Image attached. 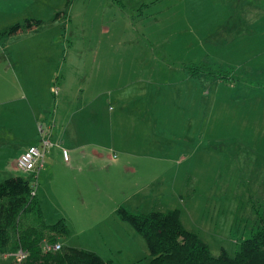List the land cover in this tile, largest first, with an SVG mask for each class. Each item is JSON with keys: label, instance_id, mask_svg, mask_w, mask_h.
<instances>
[{"label": "rangeland", "instance_id": "rangeland-1", "mask_svg": "<svg viewBox=\"0 0 264 264\" xmlns=\"http://www.w3.org/2000/svg\"><path fill=\"white\" fill-rule=\"evenodd\" d=\"M0 7L5 13L0 14V31L27 19L43 22L36 30L0 39V182L14 175L36 185L32 174L18 167L17 172L7 170L8 155L19 156L24 148L40 145L44 135L52 137L35 209L42 223L66 220L70 234L58 240L64 252L80 248L107 264H150L149 245L120 219L119 207L146 215L169 203L215 257L223 252L235 256L244 240L264 228V0H0ZM192 65L229 70L240 81L226 85L206 76L190 79L186 66ZM137 80L149 85V96L161 90L158 106L170 110L182 105L174 100V90L200 86L195 143H188L189 125L182 114L169 124L164 119L159 125L149 123L147 142L144 127H139L140 139L132 140V131L122 136L121 126L106 124L118 111L116 96L145 93ZM126 84L130 86L115 88ZM55 85L59 96L52 92ZM130 102L129 117L140 119ZM86 103L93 105L82 117L96 112L104 117L98 127L87 126L82 143L108 149L125 163L124 153L137 149L147 157L149 151V174H124L108 162L96 170L70 172L57 148L50 161L53 142L62 145L64 134L66 140L79 129V115L75 128L69 123L76 122L71 117ZM32 109L43 133L20 125L31 118ZM190 155L184 164L173 163ZM141 162L145 166L135 163L139 172L147 169ZM67 173L77 188L64 194L78 193L84 181L86 204L80 196L67 200L58 195ZM90 173L103 182L100 190ZM147 184L146 192H135ZM3 254L0 264H9Z\"/></svg>", "mask_w": 264, "mask_h": 264}, {"label": "trees", "instance_id": "trees-1", "mask_svg": "<svg viewBox=\"0 0 264 264\" xmlns=\"http://www.w3.org/2000/svg\"><path fill=\"white\" fill-rule=\"evenodd\" d=\"M41 25L42 21L27 19L24 23H16L9 29L0 31V39L36 30ZM186 69L193 79L206 76L226 85H234L240 81L232 71H213L208 65L186 66ZM52 92L59 96V87L55 85ZM57 124L56 121L51 123L54 127ZM43 131L45 129L41 125L39 132ZM47 136L52 139L48 134ZM38 174L39 172L34 175L36 185L22 176L14 175L0 182V254L4 253V259L9 264H107L98 254L80 248H70L66 252L44 251L46 243H57L62 236L70 234L71 228L65 219L55 224L41 222V217H38L41 212L35 209ZM117 215L144 237L151 251L150 264H264V228L244 240L235 256L231 257L223 252L215 257L198 232L185 226L179 209L135 215L126 208H119ZM31 218H35V221ZM13 233L17 235L16 244L13 242ZM21 249L27 252L24 262L17 259Z\"/></svg>", "mask_w": 264, "mask_h": 264}, {"label": "crops", "instance_id": "crops-1", "mask_svg": "<svg viewBox=\"0 0 264 264\" xmlns=\"http://www.w3.org/2000/svg\"><path fill=\"white\" fill-rule=\"evenodd\" d=\"M5 1H9V0H5ZM0 14H5L1 7H0ZM6 29V28H5ZM4 30V29H3ZM191 79V78H190ZM193 79V78H192ZM141 80H137L136 84L142 86L145 89V93L142 94H136V95H128L127 94H121L119 96H116V98L114 99V102H116L117 106H118V111L117 113L114 115V117H112V119H107L106 124L108 125H112V127L116 126H121L122 127V131H121V135L122 136H127L128 134V130L132 131V140H139L140 136H141V131H139V127H144V130L147 132L145 134L144 140L149 141V123L151 125H159L164 123L163 119L165 120V122L167 124H169V121L171 119L174 118L178 119V117L180 116V114H182L183 118L186 119V121L188 122L189 125V135L190 137L188 138V143L191 145L192 143H195V137H194V131H193V126L199 125V133H200V116H197V120H196V114H195V106H196V97H195V93H197L199 95V97L201 96V88L200 86H194V85H190L187 87H179L176 90H174L176 92V95L174 96V100L177 102H180L182 105L178 106L176 104V106L174 108H172L170 110V106L166 105V107H159L158 106V101H159V96H156V94H160L161 90H157L155 92H153L150 96H149V85H142L139 83ZM117 85V81L115 82ZM64 84H62V87ZM130 85L126 84L123 86H119V87H115L117 88V90H120L121 88H128ZM125 91V90H123ZM123 91H121L120 93H123ZM111 92V91H110ZM109 92V93H110ZM24 96V100H26L27 96L26 94L23 95ZM65 93L63 92V98L65 97ZM141 100H144L145 103L144 104H139L138 102H140ZM131 101V102H130ZM133 103L132 106L135 107V111L139 113L140 119L138 120H134L133 118H130L128 115V111H129V106H131V104L128 103ZM89 104L92 106V103H86V106H83L79 112L73 114V116L71 117L72 120H76V122L73 124L72 122L69 123V125L73 126L74 128L77 126L79 119L77 117V115L80 116V118L82 119V123L79 126V129L76 130L75 132L72 131L71 134L68 135V138L65 140L66 134H64L63 136V146H66L68 143V139L69 143L68 144V150H64L62 145L57 142H53L55 144V146L50 150L49 153V157H50V161L52 162V159L54 158V149L57 148V153H61L62 155V163L64 164V166L70 171V172H74L76 169H95L98 165H102L105 162H108L110 167H117L118 169H121L122 173L127 174L129 172H131L134 175H139L142 174V176L144 174H149V151H147L146 155L147 157H143V155H138V150H134L131 153H124L126 154V156L128 157V163L122 162L117 155L113 154V158L111 156V152L110 150H106L105 148H101L98 147L96 144L94 145H90V144H85L82 143V140H84L85 136L87 135V126H95L98 127V121L100 120V118H103L104 116L100 115L98 112H96V116H93L91 118H87V117H82L81 114L89 107ZM33 115L31 116V118L29 117L28 119H24L23 121L20 122V125H24L25 128L28 127L29 129H36L38 131L41 129V125L40 121H39V114H36L34 112V109H32ZM166 114V115H164ZM177 121V120H175ZM56 122H58V119H56ZM173 122V121H172ZM127 125H130L129 127H127ZM84 126V127H83ZM83 127V129L81 130V128ZM36 140V138L34 139V141ZM65 140V141H64ZM33 141V142H34ZM52 141V139H51ZM41 145V142H40ZM40 145H35V146H40ZM33 146V145H31ZM61 146V147H60ZM117 146L119 147L120 145L117 144ZM148 146V143H146V147ZM30 146H28L29 148ZM28 148H24V150L22 151V153L19 156L16 155H8V158L10 159V164L8 165L7 170L11 171V172H17V170L15 169L17 167V160L18 158L26 152V150ZM64 151H67L68 153V160L65 159L64 156ZM195 153V152H194ZM48 155V154H47ZM192 156L190 155L189 157L186 158H181L180 161L174 162L173 163L175 165H180L181 163H185L186 161H190L192 160L191 158ZM7 158L4 157V159ZM140 158V159H139ZM144 158V159H143ZM145 160V164L147 165V169L145 168L144 171L139 172L137 166L135 165V163L137 165L140 166H145L144 163H142L141 161ZM45 166L43 167V169H45ZM41 170L39 172V174L37 175V179H39L40 174L44 171ZM68 174L67 173L65 175L64 178V182L66 184H64L60 190L58 191V195H62L65 192H69L70 190L72 191V189L77 188V186L73 185L74 184V178L71 177L70 179L68 178ZM92 175L90 173V180H92V182L94 183V185L96 187H98V190L101 189L100 185L103 184V182H97L96 180H93V178H91ZM109 177L111 178V175H109ZM101 177H98L97 179H99V181H106L108 182V178L107 179H100ZM120 178V177H119ZM147 179H144L143 177V181H146ZM120 182L123 185V178L122 180H120ZM93 185V187L95 188V186ZM82 187L88 188V185L86 184V182H82V186H80V191H78V193L74 194V195H67L64 194V196L66 197L67 200H70L72 198H77V196L81 197V200L83 201L84 204H86V199L84 196V191L82 190ZM149 188V184H147L144 188L138 189L137 191H135L136 193H144L146 192V190ZM143 191V192H142ZM86 194L89 195V192ZM90 196V195H89ZM98 196V193H96L93 197ZM196 195L194 194V197ZM78 199V198H77ZM93 200V199H90ZM72 202V201H71ZM165 206L168 207H161L160 209H158L159 211H168V210H173L172 205H170L169 203L166 204ZM120 208V207H119ZM83 222V221H81ZM75 227V226H74ZM76 228V227H75ZM82 229V228H80Z\"/></svg>", "mask_w": 264, "mask_h": 264}, {"label": "built area", "instance_id": "built-area-1", "mask_svg": "<svg viewBox=\"0 0 264 264\" xmlns=\"http://www.w3.org/2000/svg\"><path fill=\"white\" fill-rule=\"evenodd\" d=\"M43 148L44 151L41 149L32 146L30 147L21 157L18 159V169L30 173V174H35L37 173L40 168L43 167V158L45 151L52 146V143L48 139H43ZM64 156L65 159L68 160V153L67 151H64ZM45 249L50 251V250H57L60 249V246H56L55 248H52L51 246L46 245ZM27 258L26 252L21 249L20 252L17 254V259L19 262H24Z\"/></svg>", "mask_w": 264, "mask_h": 264}, {"label": "clouds", "instance_id": "clouds-1", "mask_svg": "<svg viewBox=\"0 0 264 264\" xmlns=\"http://www.w3.org/2000/svg\"><path fill=\"white\" fill-rule=\"evenodd\" d=\"M43 139H48V140L51 141L50 138H43ZM42 143H43V140H42L41 144H42ZM33 146H35V145H33ZM54 146H55V144L53 143V147H54ZM30 147H32V146H30ZM30 147H29V148H30ZM35 147L41 149L39 146H35ZM29 148H28V149H29ZM28 149H27V150H28ZM27 150H26V151H27ZM23 154H24V153H23ZM23 154H22V155H23ZM20 157H21V156H20ZM20 157H19V158H20ZM19 158H18V159H19ZM17 164H18V160H17ZM44 166H45V163L43 162V167H44ZM17 167H18V166H17ZM43 167L40 168V170H39L38 172H40V171L43 169ZM35 174H36V173H35ZM35 174H32V175L34 176ZM45 243H46V242H45ZM46 245L51 246L52 248H55V247L58 246V245L60 246V249H57V250H53V249H52V250L48 251V250L44 249L45 252H47V253H48V252H56V251H61V250H63V246H62L60 243H58V242L55 243V244H48V243H46ZM46 245H45V246H46Z\"/></svg>", "mask_w": 264, "mask_h": 264}]
</instances>
